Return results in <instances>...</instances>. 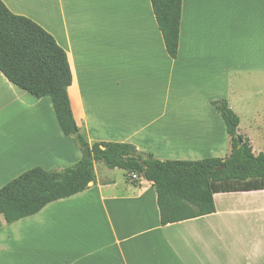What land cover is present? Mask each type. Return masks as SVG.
I'll return each instance as SVG.
<instances>
[{
  "label": "crops",
  "instance_id": "obj_1",
  "mask_svg": "<svg viewBox=\"0 0 264 264\" xmlns=\"http://www.w3.org/2000/svg\"><path fill=\"white\" fill-rule=\"evenodd\" d=\"M2 1L68 53L71 106L90 143L131 144L161 161L231 154L212 103L226 100L236 110L233 76L264 71V47L257 46L264 0H183L177 59L166 52L151 0ZM37 4L55 24L33 10ZM88 42L99 48L83 55ZM248 50L261 51V59H248ZM81 159L51 98L0 72V190L33 168L65 169ZM95 173L87 190L33 216L8 224L2 215L0 264H264V231L261 238L250 225L257 216L263 221L264 206L238 205L264 191L215 194V213L163 226L152 182H133L124 171L111 176L98 163Z\"/></svg>",
  "mask_w": 264,
  "mask_h": 264
},
{
  "label": "trees",
  "instance_id": "obj_2",
  "mask_svg": "<svg viewBox=\"0 0 264 264\" xmlns=\"http://www.w3.org/2000/svg\"><path fill=\"white\" fill-rule=\"evenodd\" d=\"M167 54L179 53L183 0H151ZM0 72L37 98H51L60 127L82 152L79 163L65 169L33 168L0 190V214L11 224L74 196L96 182L95 165L119 169L133 181L143 176L157 193L161 224L183 222L216 212L218 193L264 191V153L256 155L239 134L240 117L226 100L213 102L231 137V154L199 161H161L134 145L90 143L74 118L69 89L73 72L66 50L32 19L16 15L0 0Z\"/></svg>",
  "mask_w": 264,
  "mask_h": 264
},
{
  "label": "rangeland",
  "instance_id": "obj_3",
  "mask_svg": "<svg viewBox=\"0 0 264 264\" xmlns=\"http://www.w3.org/2000/svg\"><path fill=\"white\" fill-rule=\"evenodd\" d=\"M67 1L69 2L70 0ZM101 1L102 0H100V3ZM38 7L39 5L37 4L34 6V9L33 8L32 9L35 10L37 14L41 16V18H43L44 20L51 21L55 24L53 14H51L49 11L40 10L38 9ZM96 21L97 23H102L101 16L100 18L99 16H97ZM88 43L89 44L86 46L87 49L82 52L83 55H85L86 52H90L92 45H93L92 48L93 50H97L99 48L97 47V44L90 42ZM257 43H258L257 46H261L262 48L264 47V40L258 39ZM248 51L250 53H253L252 56L251 54L246 56L248 59L250 60L261 59L260 58L262 56L261 51L258 50H248ZM257 63L258 61L253 62L252 64L256 65ZM233 81L234 84L232 91L233 92L232 103L236 107V110L234 111L241 119L239 132L241 133V135H246L247 137L250 138L255 154L258 155L260 153H264V71L256 72V73H239L233 76ZM221 92L225 93V88H222ZM221 145L223 150L225 151L226 142L224 141L223 144ZM98 164L102 165V167L106 169L109 172L108 174L111 176L119 177L122 175V171L119 169H109L103 163H98ZM240 201L241 202H239L238 205L241 207H248V204H253V203H255L253 204L256 205L255 207L264 206V196L245 197L240 199ZM245 202L248 204H246ZM257 217L254 218L252 224L250 225H252V227H255L257 230V235L263 238L262 233L264 231V222H263L264 219L262 221ZM0 218L3 219V216L0 215ZM250 219L252 220V217Z\"/></svg>",
  "mask_w": 264,
  "mask_h": 264
},
{
  "label": "built area",
  "instance_id": "obj_4",
  "mask_svg": "<svg viewBox=\"0 0 264 264\" xmlns=\"http://www.w3.org/2000/svg\"><path fill=\"white\" fill-rule=\"evenodd\" d=\"M133 180H136L138 177L136 175L132 176Z\"/></svg>",
  "mask_w": 264,
  "mask_h": 264
}]
</instances>
